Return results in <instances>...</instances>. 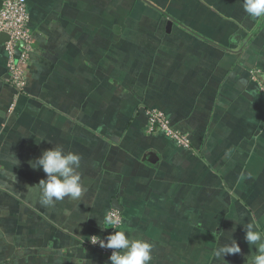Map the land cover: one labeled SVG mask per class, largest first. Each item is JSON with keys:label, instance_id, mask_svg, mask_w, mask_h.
Here are the masks:
<instances>
[{"label": "crops", "instance_id": "obj_1", "mask_svg": "<svg viewBox=\"0 0 264 264\" xmlns=\"http://www.w3.org/2000/svg\"><path fill=\"white\" fill-rule=\"evenodd\" d=\"M27 3L35 43L27 85L17 97L15 89L6 83L7 56L3 44L0 45V132L16 127V136L28 133L22 137H29L26 145L22 141L16 144L19 155L12 173L6 158L0 157V229L13 232L16 225V256L22 246L26 250L23 258L37 264V260L43 262L45 258L33 253L37 244L43 241L56 248L66 245L65 223L41 227L46 211L44 215L36 212V208L42 210L37 184L46 179V174L30 164L24 167L20 161V155L39 152L46 143L49 149L58 146L52 142L60 139V147L79 155L81 162L91 164L92 172L77 169L81 177L80 196L77 200L69 198L50 216L65 218V222L79 217L84 210L83 197L89 193L88 187L93 186L98 188L92 187V194L99 197L97 202L117 209L120 214H128L134 208L135 213L146 214V219H171L167 225L156 223L152 231L165 234L164 239L170 237L172 243L163 248L173 251L176 264L186 263L180 254L181 224L192 230L189 234H195L188 236L193 242L188 264L194 258L197 236L201 233L228 242L234 239L240 246V252L234 256L237 260L225 256L224 260L214 261L205 254L202 264H245L247 256L256 249L245 240L243 225L253 223L264 232V197L255 194L254 189L246 192L242 188L246 186L245 175L262 165L264 154L263 116L248 112L250 107L255 109L262 103L260 93H255V101L248 93L259 91V85L251 81L245 89L250 82L245 80L251 67L264 71V18L247 14L243 0H27ZM169 18L173 20L170 31L166 29ZM150 23L158 29L162 27V32L149 34ZM117 27L119 30L115 31ZM150 37L166 45H160L154 52L146 45ZM87 76L94 84L90 87L94 104L85 100ZM119 98V103L115 102ZM12 102L16 103L14 118L7 111ZM149 107L162 111L176 128L188 134L192 146L182 148L162 133L152 137L143 134ZM57 108L61 111L60 119H68L72 126L80 123L77 129L65 133V142L63 135L48 125V118L57 115ZM106 108L113 112L100 114ZM241 109L242 114L237 115ZM243 117L258 118V122L251 127L245 126L244 120V125L236 122ZM22 120L32 123L31 132L20 126ZM105 120H113V128L85 130L86 121ZM10 129L6 130L9 136ZM71 133L70 141L80 144L79 147L70 148ZM85 136L89 137L90 151L83 145L81 138ZM93 149L100 151L92 153L96 157H90ZM206 153L219 160L217 172L200 161ZM257 153L259 156L254 157ZM253 158L258 160L253 163ZM232 169L241 174L233 178V189L228 191L225 187L229 186L228 173ZM155 173L163 177H155ZM213 175H219L216 177L219 181L214 183ZM86 177L95 180L86 181ZM5 181L11 184L9 188H3ZM213 184L220 186L222 192L213 191ZM32 185H37L33 194L26 191ZM114 198L123 210L112 205ZM23 201L30 203L24 215L28 222L14 214L15 202ZM199 203H203L200 208ZM107 207L93 206L98 212L95 216L101 217ZM5 208L11 213L9 220L4 218ZM212 218H223V222L213 225ZM228 232L231 234L226 235ZM208 241L203 246L206 251L213 244Z\"/></svg>", "mask_w": 264, "mask_h": 264}, {"label": "rangeland", "instance_id": "obj_2", "mask_svg": "<svg viewBox=\"0 0 264 264\" xmlns=\"http://www.w3.org/2000/svg\"><path fill=\"white\" fill-rule=\"evenodd\" d=\"M124 13V12H122ZM121 13V14H122ZM118 14H120V12H118ZM146 17V16H145ZM147 18V17H146ZM153 17H149V19L151 20ZM155 24V22H154ZM155 25H152V23H150V30H149V34H153V35H157L160 34L159 32H162V27H160V29H158V27H154ZM152 27V28H151ZM251 28L248 30L250 31ZM164 34V33H163ZM164 36L165 35H161ZM150 41L146 42V45H148V49H151L155 52L156 49L160 48L161 46H164L166 44H164V42H160V40L158 38H155V41L152 39V37H150L149 39ZM86 47V46H85ZM84 47V48H85ZM171 47V45H170ZM146 48V49H147ZM86 50V48H85ZM155 56V54H154ZM89 59V55L87 54L85 56V60L88 61ZM30 63V62H29ZM29 65L28 64V71H29ZM261 74H264L263 70H260L259 67H251L248 70V76L249 78L247 80H245V82L250 81L249 83L246 84L245 89L249 86V84H251L252 82H256L259 85V91L257 90H252L249 91V96H251L252 100L255 101L256 95L255 93H260L261 97H262V103L261 105H256L254 106L255 109H250V111L248 112H252L250 114H260L263 116L264 119V83L261 80ZM6 83L10 84V81L8 79V71H7V76H6ZM86 85H85V100L86 102L89 101L91 104L95 103V100L93 98H91V93L93 92V89H91L90 87H93L94 84L92 82V78H89L88 76L86 77ZM11 85V84H10ZM245 85V84H244ZM12 86V85H11ZM13 87V86H12ZM242 91V90H241ZM24 92V91H23ZM22 94V93H21ZM20 94V95H21ZM121 98H119L118 100H115V102L119 103ZM247 104V103H246ZM245 104V105H246ZM15 107H11V104L7 107V111L8 113L12 114L15 111ZM81 107V106H79ZM86 109L87 107L84 106ZM247 108V107H245ZM149 109H155V110H159L155 107H149L146 109V115H147V122L144 125V129H142V133L145 134L146 136L152 137L153 135H157V134H164L163 132H155V131H149L147 125H148V114H147V110ZM100 110H102V107H100ZM234 110H236V105H234ZM57 115L56 116H52V118H48V125H52V129L57 131L58 134L60 133L61 135H63V142H65V138H66V132L69 130H75L80 126V123L76 124L74 123V125L72 126L71 121L70 123H68V119H66V121L60 119L59 117L62 116H58V114L61 113L60 108H57ZM96 112H98L96 110ZM108 112L112 113V110H108V108H106L105 110L101 111L100 114L102 115H108ZM261 112V113H260ZM89 113V112H88ZM244 113V112H243ZM242 114V109L241 110H237V115ZM14 115V116H13ZM12 118L15 117V114H12ZM17 116V115H16ZM19 117V116H18ZM25 117V116H24ZM68 117V116H67ZM66 117V118H67ZM11 118V119H12ZM17 119V118H15ZM243 120H244V124L245 126H247V124H249V126L251 127L252 125H255V123L258 122V118H250V117H243V119L241 121H236V122H241L243 124ZM18 122V121H16ZM22 125H20L22 128H28L26 129L27 131L31 132V128L30 125L32 123H27L26 120H22L19 121ZM243 124V125H244ZM262 124L264 125V121L262 122ZM47 125L46 128L49 129V126ZM114 125V121H101L99 123L97 122H91V121H86L85 122V130H99V129H103V130H107L110 129L111 127L113 128ZM25 126V127H24ZM44 126V125H43ZM12 127H9L8 129H10ZM45 128V129H46ZM6 129V130H8ZM46 129V130H48ZM2 133L0 132V157H5L6 161L5 163L8 165V169L9 172L12 173V169L13 166H16V158L18 159V153L16 152V144H19L20 141H22V145H26V142H28L29 137H22L25 136L28 133L25 134H18L16 136V127L15 129H10L9 133L11 136H9L7 134V132ZM12 130H15L14 132H12ZM109 134H111L109 131H106ZM55 134V133H53ZM167 136V135H166ZM72 133L71 136L69 134V141L72 140ZM83 141V145L84 147L87 149V151H90V144L87 143V141L89 140V137L85 136L83 138H81ZM60 140V139H59ZM58 140V142H52V144L54 145H58L60 146V141ZM33 141V140H32ZM259 145L258 147L261 148V136L259 139ZM3 143V145H2ZM8 148L4 149L6 146ZM64 144V143H63ZM67 144V143H65ZM45 146H43L41 148V150L39 152H32L30 155L29 154H23L20 155L21 158V162L24 165V167L28 168L29 167V162L30 161H34L36 158H38L43 151L48 150L50 145L48 143L44 144ZM70 148H75L76 146H80V144H75L72 143L70 141L69 143ZM52 147V146H51ZM94 150V149H93ZM91 151V156L90 157H96L95 155H93L92 153H97L100 151L94 150ZM83 152H85L83 150ZM3 153V154H2ZM260 153H257L254 155V157L259 156ZM257 158H253L252 162L254 163L255 161H257ZM200 161L204 162V164L206 166H208L210 168V166L212 167L213 171L217 172V167L219 166V160H214V157H211L210 155H208L207 153L205 154V157H203ZM91 163V162H90ZM218 163V164H217ZM257 165V164H256ZM91 164L88 163H84L80 161V170H84L86 173H91ZM38 171H41L42 173L43 170L42 168H38ZM32 174V173H31ZM230 175V180H229V186L225 187L226 190L231 191L233 189L232 187V180L233 178L237 179V175L241 174V171L236 170H229ZM243 176V175H242ZM155 177H163L162 176H157V174L155 173ZM153 177V178H155ZM216 177H219V175H213V180L214 183L215 181H219L217 180ZM244 177V176H243ZM205 179V176H204ZM208 179V178H207ZM216 179V180H215ZM245 179V184L246 186L242 187L244 190L246 189V192H251L249 191V189H254V193L255 194H261L264 197V154H262V165L260 166H255V170H253V168L249 171V173L247 175H245L244 177ZM87 180H95L93 177H86V181ZM155 183L156 179L153 180ZM224 181V180H223ZM250 184V185H249ZM11 186V184L7 181L4 182V187L3 188H9ZM34 186V185H32ZM32 186H28V189L26 190L27 192H31L32 194L34 193L35 189L32 188ZM39 186V185H38ZM14 187V191H15V195H16V178H15V183L13 185ZM90 186L88 187V191L89 193L87 195H85L83 197V206H84V210L81 211L80 216L77 218H72L70 219L71 221L69 222V220H66L65 222V218H63V220H61L62 218L58 217L57 215H53L50 216V212L54 213V210H56L61 204H65L68 203V199L70 197H65L64 199L57 201L54 206H43L41 204L42 210L44 212H42V210H40L41 208H36V212L40 213L41 215H44L45 211H46V218H42L41 222H40V226L44 227V228H50L52 226H60L61 224L65 223L66 228H64L65 233H67V240H66V245L63 248H56L54 246H50L48 243L43 244V241L41 244H37V249H34L33 253H38V256H44V261L43 262H39V260H37V264H110V260L109 257L112 253V249H108V248H100L97 247V249H94L93 246H97V245H92L91 239L93 237H101L100 234L105 233V231H107V228L104 226L103 221H104V215L107 216V214L110 212V209L102 202V203H98L97 200L99 199L98 196H96L97 194L93 195L92 191L93 188L98 189L96 187ZM87 188V186H86ZM212 190L218 193H221V187L218 185H212ZM216 199V198H215ZM214 199V200H215ZM73 200H77V199H73ZM213 200V203H217ZM70 202V200H69ZM97 202V203H96ZM101 205L102 209H105L107 207L106 210H104L103 214L101 217L99 216H95L96 213L95 210H93V206L99 207ZM203 203H199V207L200 208ZM263 204V203H262ZM30 206V203L27 202H15V204L13 205V209H14V214H16V216H19V219L21 221H25L28 222L29 218L27 216V212L25 211V209H28ZM262 207V206H261ZM264 207V204H263ZM131 209V208H130ZM5 214H4V218L6 220H9L11 217V213L8 212V210L5 208L4 209ZM120 224L118 226H115V230L114 231H119L122 230L125 232V234L127 236H130L132 238H138V239H143L147 242H149L152 245L151 248V260L149 262V264H176L175 261V257L173 256V251H169L166 250L165 248H163V245H167V243H172V240L169 238L168 239H164V235L165 234H161V233H154V226L156 223H164L165 225L169 224L168 222H171V219L166 220L165 218H147L146 219V214L143 213H135V209L132 208V211L128 214L124 213L121 214L120 216ZM210 218H208L207 220H209ZM166 220V221H165ZM183 219H181L182 221ZM188 220V219H186ZM196 220V219H195ZM201 220V219H199ZM206 220V219H205ZM61 223H60V222ZM165 221V222H164ZM211 222H213V225H218L220 223L223 222V218L222 219H218V218H212ZM210 224V220L209 223ZM225 227V225H224ZM15 231L11 232L8 228H4L0 229V237L4 238L3 241L0 240V264H33V260H25L23 258V251H26L24 247L21 246V252L19 255L16 256V225H15ZM188 227H186L185 225L181 224V233L179 234L180 236V240L181 241L179 243V245L181 246V250H180V254H182V259L183 261H185V264H188V254L191 253V249L190 246L193 244L192 240L189 241L190 239H188V236L193 237L195 234L191 233L189 234L191 231L187 230ZM153 230V231H152ZM113 231V232H114ZM111 232V233H113ZM198 232V231H197ZM110 233V234H111ZM199 233V232H198ZM231 233H227L226 235H229ZM224 237H225V233H224ZM44 240V239H43ZM208 240L212 241V246H208L210 248H208V251L205 250V248H203V246L205 245V243H209ZM227 239H220L217 237H214V235H206L204 233H201L199 236H197V249H196V253L193 254V259L192 262L190 264H202L203 263V256L205 254H207V258L208 257H212L214 258L213 260L216 261L218 260V258H215V251L216 249L223 243H227L228 241H226ZM176 243L178 244V242L176 241ZM15 246L14 249H12V247ZM200 246H202L200 248ZM10 247V249H8ZM240 247V246H239ZM24 254H26V252H24ZM233 255V256H232ZM228 254L225 255L226 257L231 256V260H237L236 257L237 254ZM20 261V262H18ZM182 261V262H183ZM18 262V263H16ZM182 264V263H181Z\"/></svg>", "mask_w": 264, "mask_h": 264}, {"label": "clouds", "instance_id": "obj_3", "mask_svg": "<svg viewBox=\"0 0 264 264\" xmlns=\"http://www.w3.org/2000/svg\"><path fill=\"white\" fill-rule=\"evenodd\" d=\"M243 8L252 17L264 18V0H243ZM33 169L42 168L46 179H42L37 185L40 190V203L43 206H54L57 201L70 197L76 199L81 194L79 155L65 152L60 146H54L42 152L34 161H30ZM37 185L32 186L33 189ZM105 223L118 226L120 220L112 214H108ZM245 240L256 251L248 255L245 264H264V232L258 230L253 223L243 225ZM100 247L112 249L109 257L110 264H149L151 260L152 245L138 238L127 236L124 231H114L106 238L95 241ZM240 252V247L234 239L221 244L215 251L217 258L224 260L225 255Z\"/></svg>", "mask_w": 264, "mask_h": 264}, {"label": "built area", "instance_id": "obj_4", "mask_svg": "<svg viewBox=\"0 0 264 264\" xmlns=\"http://www.w3.org/2000/svg\"><path fill=\"white\" fill-rule=\"evenodd\" d=\"M0 32H5L10 37L9 40L3 43V46L7 56L8 79L15 89L17 97L25 90L27 85V69L35 43L29 25L27 0L3 1L2 7H0ZM15 105V102L11 103V107ZM147 114L149 131L163 132L182 148L188 149L192 146V139L189 135L176 128L162 111L149 109ZM108 214L114 215L119 220L121 218L118 210H111ZM98 240L100 238L93 237L91 242L93 244ZM94 245H99V243Z\"/></svg>", "mask_w": 264, "mask_h": 264}, {"label": "water", "instance_id": "obj_5", "mask_svg": "<svg viewBox=\"0 0 264 264\" xmlns=\"http://www.w3.org/2000/svg\"><path fill=\"white\" fill-rule=\"evenodd\" d=\"M3 1L4 0H0V7H2ZM172 22H173V20L171 18H169L168 22H167V27H166V29L168 31H170V28L172 27ZM118 30H119V27H117L115 31H118ZM9 38L10 37H9V35L7 33L0 32V45L3 44L5 41L9 40ZM112 204H113L114 207L120 208L121 210H123L122 206L120 205V203L118 202L117 199L114 198L112 200ZM111 227H112V225H111Z\"/></svg>", "mask_w": 264, "mask_h": 264}, {"label": "trees", "instance_id": "obj_6", "mask_svg": "<svg viewBox=\"0 0 264 264\" xmlns=\"http://www.w3.org/2000/svg\"><path fill=\"white\" fill-rule=\"evenodd\" d=\"M261 80L263 81V83H264V74H261ZM173 125H175L174 123H172ZM113 205V204H112ZM111 210H117V209H115V208H111L110 209V211ZM106 218H107V216L104 218V221H103V224H104V226L107 228V231H105V233H103V234H100V236L101 237H98V238H100V239H104V240H106V238H107V236L111 233V232H113L114 230H115V226H112L111 227V225H108V224H106L105 223V220H106ZM92 245H94V244H92ZM94 247V249H97V247H100L99 245H97V246H93ZM101 249H102V247H100ZM104 249V248H103ZM105 250V249H104Z\"/></svg>", "mask_w": 264, "mask_h": 264}]
</instances>
